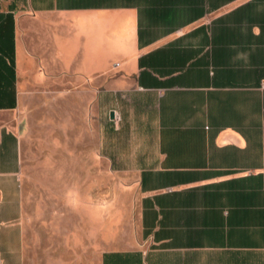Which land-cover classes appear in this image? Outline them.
Instances as JSON below:
<instances>
[{"label": "crops", "instance_id": "1", "mask_svg": "<svg viewBox=\"0 0 264 264\" xmlns=\"http://www.w3.org/2000/svg\"><path fill=\"white\" fill-rule=\"evenodd\" d=\"M27 65L83 83L137 178L138 241L95 264H264V0H0V264L23 260Z\"/></svg>", "mask_w": 264, "mask_h": 264}, {"label": "rangeland", "instance_id": "2", "mask_svg": "<svg viewBox=\"0 0 264 264\" xmlns=\"http://www.w3.org/2000/svg\"><path fill=\"white\" fill-rule=\"evenodd\" d=\"M9 121L20 138L21 264H95L99 251L137 243V178L100 157L93 96L77 77L27 65Z\"/></svg>", "mask_w": 264, "mask_h": 264}]
</instances>
